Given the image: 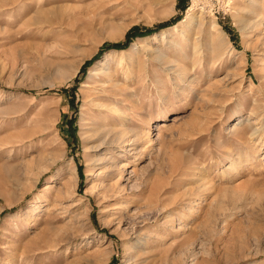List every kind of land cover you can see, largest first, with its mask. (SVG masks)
I'll use <instances>...</instances> for the list:
<instances>
[{"label": "rangeland", "instance_id": "rangeland-1", "mask_svg": "<svg viewBox=\"0 0 264 264\" xmlns=\"http://www.w3.org/2000/svg\"><path fill=\"white\" fill-rule=\"evenodd\" d=\"M36 2L0 0V264H264V0Z\"/></svg>", "mask_w": 264, "mask_h": 264}, {"label": "bare ground", "instance_id": "bare-ground-1", "mask_svg": "<svg viewBox=\"0 0 264 264\" xmlns=\"http://www.w3.org/2000/svg\"><path fill=\"white\" fill-rule=\"evenodd\" d=\"M196 1H198V0H193V2H192V6L197 5ZM36 3H37L38 5H40V4L42 5V0H37ZM38 7H39V6H38ZM39 9H40V8H39ZM106 133L109 134L110 131H108V132H106ZM123 143H125V141H124ZM125 145H126V143H125ZM125 145H124V146H125ZM71 175H72V176H71ZM75 175H76L75 170H72V171L70 172V177H71V178H69V179L67 180V182H66V185L68 186V188H71L72 184H71L70 181H71L72 179H75V178H76ZM72 177H73V178H72ZM72 183H73V182H72ZM114 193H115V191H111L110 194H114ZM107 208H108V207H107ZM108 211H111L110 208H109V210H108V209L106 210V212H108ZM111 214H114V215L117 214V209L114 210L113 213H111Z\"/></svg>", "mask_w": 264, "mask_h": 264}, {"label": "trees", "instance_id": "trees-1", "mask_svg": "<svg viewBox=\"0 0 264 264\" xmlns=\"http://www.w3.org/2000/svg\"><path fill=\"white\" fill-rule=\"evenodd\" d=\"M115 47H119L120 45H114Z\"/></svg>", "mask_w": 264, "mask_h": 264}]
</instances>
